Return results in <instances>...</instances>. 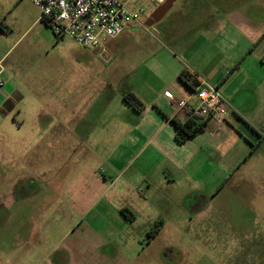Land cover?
<instances>
[{
  "label": "crops",
  "instance_id": "0c3cea01",
  "mask_svg": "<svg viewBox=\"0 0 264 264\" xmlns=\"http://www.w3.org/2000/svg\"><path fill=\"white\" fill-rule=\"evenodd\" d=\"M159 7H150L140 23L108 42L109 71L96 67L94 56L79 49L55 79L50 71L43 104L29 114L34 125L43 123V130L30 132L27 155L20 162H27L32 179L43 168L39 176L49 192L50 187H67L59 193L70 213L116 219L108 234H117L115 225L135 226L154 210V203L173 199L181 175L188 199L196 186L209 195L220 193L222 203L231 192L237 219H253L251 228L237 227L240 245L264 249V0H174L152 24ZM124 52L140 55L141 62H128ZM101 58L98 53L96 61ZM107 71L113 80L120 75L119 82H102ZM185 71L217 86L229 114L221 127L201 117L204 132L179 143L172 119L186 121L199 101L193 97L182 110L165 93L181 100L192 92L179 78ZM133 74L139 78L126 84ZM19 87L0 86V112ZM130 92L141 100L142 110L124 100ZM213 165L221 170L215 178L207 172ZM197 171L208 176L197 181ZM122 209L132 215L124 216ZM86 224L80 220L73 233L98 234ZM147 232L146 227L140 234ZM101 245L93 241L61 247L39 264H122L119 255L103 254Z\"/></svg>",
  "mask_w": 264,
  "mask_h": 264
},
{
  "label": "rangeland",
  "instance_id": "374dc122",
  "mask_svg": "<svg viewBox=\"0 0 264 264\" xmlns=\"http://www.w3.org/2000/svg\"><path fill=\"white\" fill-rule=\"evenodd\" d=\"M248 1L251 0H245ZM134 3L151 6L150 0H133ZM40 19L41 12L31 0H0V79L15 87L20 84L15 97L0 112V264H39L48 254L54 255L56 249L77 247L83 242L87 246L93 241L102 242L103 254L119 255L118 262L122 264H264V249H253L252 244L243 249L240 245L237 227L249 229L253 219H237L231 192L227 202L222 203L220 193L209 195L196 186L194 196L188 199L181 175L173 199L170 196L168 201L154 203V210L143 215L135 226L115 225L117 234H108L110 221L116 219L94 218V214L82 218L70 213L59 193L67 187H50L49 192L39 176L43 168L32 179L27 162H20V158L27 155L30 132L43 130V123L34 125L29 114L43 104L50 71L55 79L61 67H69L75 49L94 56L95 66L109 71L106 63L111 54L108 50L104 59L96 61L100 51L84 50L69 37H56ZM123 56L133 64L141 62L140 55L132 52H124ZM108 71L102 73L100 80L119 82L120 75L113 80ZM135 76L127 79L126 84L139 78ZM29 83L35 86L29 87ZM23 99L24 105L19 106ZM207 172L215 178L221 170L213 165ZM196 175L197 181L208 176H200L199 171ZM218 186V190L223 187L221 183ZM158 213L162 217L156 216ZM82 219L84 226L93 225L98 234L88 230L73 233ZM160 221L164 228L156 238H150L153 226ZM146 227L148 232L140 234ZM100 237L103 239L99 240Z\"/></svg>",
  "mask_w": 264,
  "mask_h": 264
},
{
  "label": "built area",
  "instance_id": "2783aa9c",
  "mask_svg": "<svg viewBox=\"0 0 264 264\" xmlns=\"http://www.w3.org/2000/svg\"><path fill=\"white\" fill-rule=\"evenodd\" d=\"M40 10L58 38L69 37L79 46L100 51L104 58L109 41L120 36L130 25L140 23L150 7L164 5L168 0H150V7L132 4L133 0H31ZM4 83L0 79V86ZM165 96L178 109L189 108V101L196 97L199 104L192 110L204 119L222 126L228 118V108L219 88L200 80L199 86L185 98L177 100L172 93Z\"/></svg>",
  "mask_w": 264,
  "mask_h": 264
},
{
  "label": "trees",
  "instance_id": "16d2710c",
  "mask_svg": "<svg viewBox=\"0 0 264 264\" xmlns=\"http://www.w3.org/2000/svg\"><path fill=\"white\" fill-rule=\"evenodd\" d=\"M42 22L45 23V25L50 28L48 22L45 19H42ZM179 78L181 82L191 91H194L200 84L199 78L189 71L183 72L179 76ZM124 100L128 104L132 105L136 110H142L143 103L137 97L136 94L132 92L127 93L124 96ZM200 119L201 117L196 114H193L186 121H181L177 118L172 119V123L174 124L176 130L175 137L179 143H185L189 140H193L204 132L205 129L204 123L199 122ZM121 213L124 216L132 215V212L128 209H122ZM163 225H164L163 221L156 223L153 226L154 228L153 231L149 233L150 238L152 239L156 238L161 233V229Z\"/></svg>",
  "mask_w": 264,
  "mask_h": 264
},
{
  "label": "water",
  "instance_id": "95a60500",
  "mask_svg": "<svg viewBox=\"0 0 264 264\" xmlns=\"http://www.w3.org/2000/svg\"><path fill=\"white\" fill-rule=\"evenodd\" d=\"M174 0H168L164 5H161L152 16V24L159 21L173 6ZM148 24V26H152Z\"/></svg>",
  "mask_w": 264,
  "mask_h": 264
}]
</instances>
